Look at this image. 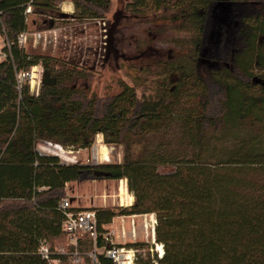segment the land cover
<instances>
[{
	"label": "trees",
	"instance_id": "obj_1",
	"mask_svg": "<svg viewBox=\"0 0 264 264\" xmlns=\"http://www.w3.org/2000/svg\"><path fill=\"white\" fill-rule=\"evenodd\" d=\"M63 1L0 0V264H46L37 254L42 243L58 264H89L88 254L107 246L102 235L113 218L142 215H154L162 255L139 264H264V0H235L247 7L243 27L213 52L226 67L205 74L196 66L215 0H130L114 11L108 51L115 58H124L113 45L122 17L160 24L180 40L170 37L173 48L154 55L142 79L153 85L140 96L127 85L90 94L78 86L91 78L84 69L18 45L19 34L65 18ZM70 1L75 20L109 15L111 0ZM38 64L55 85L33 95L17 76ZM99 134L122 146L120 164L65 165L36 152L43 141L88 149ZM90 177L125 180L134 202L86 209L96 215V241L83 235L72 247L59 204L67 184ZM99 264L114 263L100 256Z\"/></svg>",
	"mask_w": 264,
	"mask_h": 264
},
{
	"label": "rangeland",
	"instance_id": "obj_2",
	"mask_svg": "<svg viewBox=\"0 0 264 264\" xmlns=\"http://www.w3.org/2000/svg\"><path fill=\"white\" fill-rule=\"evenodd\" d=\"M129 1L111 0L109 15L104 22L100 20L82 22L72 17L74 13L73 5L70 0H65L59 4L58 10L66 17L53 22L52 27L46 30L30 28L29 33L45 32L46 37L45 40L42 39L36 42H33L32 39L29 40L24 49L29 53L63 59L70 64L84 69L91 75V78L87 82L78 81V86L89 90L90 94H96L97 96L115 94L120 92L125 85L134 87V91L138 96L148 94L153 84L150 77L142 80L144 78V71L150 65V61L155 57L154 55L161 53V49L173 48L172 45L170 46L171 42L169 43V39L172 36H169L167 32L165 35L163 27L160 24H135L125 19L126 17H122L116 28L113 45L117 54L124 56V58H120L121 56L115 58L113 51L112 53L108 51V46L111 43L108 39L110 38L109 29L112 26V14L116 10H122L124 4ZM232 1L236 2L235 0ZM65 3H71V12L67 13L63 10L62 7ZM172 38L180 41L177 36H173ZM3 47L4 42L0 38V55H3ZM141 55L142 58L138 59ZM35 68L34 71L32 68L27 74L28 77H26L29 91L33 95H36V92L38 93L43 70L39 64ZM31 74L36 76L35 79L31 78ZM23 81L24 78L22 79ZM32 81L37 83L36 87L31 85ZM246 133L248 137L252 134L249 131H246ZM40 144L41 142H37L36 148ZM101 146L107 149V153L105 155L100 154L99 162L92 164V156L95 155L96 149ZM63 148L65 149V147ZM70 151L72 153L68 152V155H75L78 164L82 165L120 164L123 157L122 146L107 143L105 138L100 134L95 136L90 148ZM167 170L162 169L161 171ZM120 181L125 182L126 193L124 201L127 202L128 196L131 194L127 190L126 181ZM120 181L92 180V177H90L89 179L69 184L65 187V194L70 204H73V201L76 200L77 204L81 206L88 205L92 199L94 204L100 207H128L127 205L120 204L118 198ZM73 196L77 197V199H73ZM150 217L155 219L154 215H142L141 218H138L137 221L141 222L142 230L136 229L135 241L128 239V235L127 237L125 236L126 238H120L117 236L118 234H116L112 241V244L124 247L125 251H136L132 257V264H139V261H146L148 258L153 260L155 257H158L160 252L156 250V247L162 252L161 245L156 244V246L155 242L151 241L150 236H146L145 234L143 225L149 222ZM148 232L150 233L149 229ZM141 234L146 238H142ZM66 240L64 242L69 245L67 237ZM116 242L121 244H115ZM64 244L58 243L56 250L58 252L65 251V248H62ZM130 244H144V246L136 249V247H129Z\"/></svg>",
	"mask_w": 264,
	"mask_h": 264
},
{
	"label": "built area",
	"instance_id": "obj_3",
	"mask_svg": "<svg viewBox=\"0 0 264 264\" xmlns=\"http://www.w3.org/2000/svg\"><path fill=\"white\" fill-rule=\"evenodd\" d=\"M31 12L30 6H28L25 10V15H29ZM45 32H23L18 35L17 43L20 47H25L29 40H33V42L45 40ZM4 55H0V59L3 58ZM28 77L27 74H19L17 76L18 83L21 85L22 79ZM37 94V92H36ZM70 150L72 149H64L63 146L60 144H55L51 142L43 141L41 144L36 148V152L41 156H52L57 157L62 164H77V157L72 153ZM68 155V156H67ZM100 156L98 155L97 150L95 151V155L92 156L91 163L96 164L99 162ZM95 164V163H94ZM71 204L68 198L63 199L59 204V209L62 211L64 220L62 223V231L68 238V243L72 247H76L77 239L83 235H88L95 243L97 238V219L96 215L93 211L84 210L81 212H71L70 211ZM146 221V220H145ZM156 225V220L153 217L149 218V222L143 225L144 231L146 236H150L151 241L154 242V227ZM150 230V233L148 232ZM149 233V235H148ZM131 236L135 237V229L134 224L131 227ZM116 236L114 231H108L102 235L105 243L107 244L106 247L101 249H96L88 254L89 264H99V257L102 256L106 259L111 260L114 264H124L125 258L127 257L126 254L130 253L131 257L136 251H125L124 247L117 246L112 244V239ZM120 238H125L126 232L123 227H120L119 234L117 235ZM153 238V240H152ZM37 254L46 264H58V261L52 258V254L45 243H42L38 250ZM75 256L78 258L77 253L74 252ZM160 254L158 258H160ZM154 262V261H153ZM155 263V262H154Z\"/></svg>",
	"mask_w": 264,
	"mask_h": 264
},
{
	"label": "water",
	"instance_id": "obj_4",
	"mask_svg": "<svg viewBox=\"0 0 264 264\" xmlns=\"http://www.w3.org/2000/svg\"><path fill=\"white\" fill-rule=\"evenodd\" d=\"M237 7H240L237 3L226 0H215L214 3L211 4L202 38V45L200 47L199 56L197 59V67L203 62L210 65L216 64V62L205 59L206 50L208 52L206 45L215 44L218 41L221 35L220 32L222 27H227L231 24V22H233L235 17L234 12L236 11ZM40 84L42 86L55 85V78L51 76V72L49 70H42ZM94 174L96 176H107L106 173H101L99 171L95 172Z\"/></svg>",
	"mask_w": 264,
	"mask_h": 264
},
{
	"label": "flooded vegetation",
	"instance_id": "obj_5",
	"mask_svg": "<svg viewBox=\"0 0 264 264\" xmlns=\"http://www.w3.org/2000/svg\"><path fill=\"white\" fill-rule=\"evenodd\" d=\"M226 1H229V2H234L232 0H226ZM235 3V2H234ZM246 6H240V7H237L236 8V11L234 12V19H233V22H231V24L227 27H222L221 29V35L218 39V41L215 43V44H208L206 45L207 46V49H208V52L206 50V53H205V59L207 60H211L215 57L213 54V52H216L220 45L222 43H225L226 46H230L231 44V41L233 40V35L239 31V29L241 27H243V22H242V19L243 17L245 16V11H246ZM258 13V12H257ZM207 23V22H206ZM224 39L226 40L225 42ZM202 45V43H201ZM197 67V66H196ZM226 67V65H219V64H213V65H210V64H207L205 62L201 63L198 67H197V71L199 72H202L203 74L207 73L208 72H211V71H219L221 70V68H224Z\"/></svg>",
	"mask_w": 264,
	"mask_h": 264
},
{
	"label": "crops",
	"instance_id": "obj_6",
	"mask_svg": "<svg viewBox=\"0 0 264 264\" xmlns=\"http://www.w3.org/2000/svg\"><path fill=\"white\" fill-rule=\"evenodd\" d=\"M69 184H72V183H69ZM69 184H67L66 187ZM72 198L73 199H77V197H75V196H73ZM71 207H76V208H80V209L105 208V207H100L98 205H95L92 199L90 200V203L88 205H83V206L77 204V201L74 200L73 201V204H71ZM138 218H141V216H121V217H115V218L112 219L111 223L105 227V229H106L107 232L108 231H114V233L119 234L120 227H123L124 230L126 229L125 232L127 231L126 237L128 235V239L135 241L136 240V233H135L134 239H132L130 233H131L132 224H134L135 232H136V229L137 230L140 229V231L142 230L141 229L142 228V224H141V222L137 221ZM142 238H146V237L144 235H142ZM113 239H112V241H113ZM115 244H121V243L116 242Z\"/></svg>",
	"mask_w": 264,
	"mask_h": 264
},
{
	"label": "bare ground",
	"instance_id": "obj_7",
	"mask_svg": "<svg viewBox=\"0 0 264 264\" xmlns=\"http://www.w3.org/2000/svg\"><path fill=\"white\" fill-rule=\"evenodd\" d=\"M62 8H63V10H64L65 12H67V13L72 11V5H71V3H65V4L63 5ZM35 69H36V68L33 67V71H34ZM29 77H30V76H29ZM35 77H36V76H34V74H31V78H32V79H35ZM31 85L36 87L37 83H36L35 81H32V82H31ZM35 89H36V88H35ZM96 150H97L99 156H100V154H101V155H105V154L107 153V149H106L105 147H103V146L97 148ZM124 183H125V182H123V181H120V182H119V186H118V187H119V188H118V198H119L120 204L130 206V205H132V203H133V197L130 195V196H128V200H127V202L124 201V195H125V193H126ZM126 195H128V194H126ZM153 238H154V236H153ZM153 238H152V240H153ZM152 242H153V241H152ZM156 246H157V245H156ZM156 250H157L158 252H160V256H161V255H162L161 250H159L158 247H156ZM126 256H127V257L125 258V262H124V264H132V257H131V254H130V253H127Z\"/></svg>",
	"mask_w": 264,
	"mask_h": 264
}]
</instances>
